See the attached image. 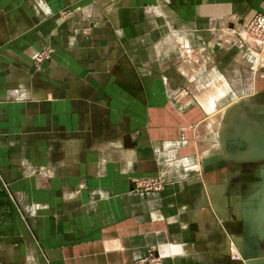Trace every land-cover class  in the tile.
Masks as SVG:
<instances>
[{"label": "crops", "instance_id": "0c3cea01", "mask_svg": "<svg viewBox=\"0 0 264 264\" xmlns=\"http://www.w3.org/2000/svg\"><path fill=\"white\" fill-rule=\"evenodd\" d=\"M256 15L264 0H0V264L264 259V187L215 116L264 104V43L227 41ZM144 177L163 191H134Z\"/></svg>", "mask_w": 264, "mask_h": 264}, {"label": "rangeland", "instance_id": "374dc122", "mask_svg": "<svg viewBox=\"0 0 264 264\" xmlns=\"http://www.w3.org/2000/svg\"><path fill=\"white\" fill-rule=\"evenodd\" d=\"M245 37L246 41L250 39ZM219 115L222 119H229L230 124L225 132L245 143L244 150L235 148L233 153L242 155L240 158L245 162L244 169L252 173V181L260 182L264 179V104L235 101L215 112L216 117ZM222 151H226V148H222Z\"/></svg>", "mask_w": 264, "mask_h": 264}, {"label": "built area", "instance_id": "2783aa9c", "mask_svg": "<svg viewBox=\"0 0 264 264\" xmlns=\"http://www.w3.org/2000/svg\"><path fill=\"white\" fill-rule=\"evenodd\" d=\"M244 34L255 40L259 45L264 43V16L256 15L252 21L244 28ZM48 51L44 50L34 57L36 64L46 59ZM133 190L136 192H160L163 191L166 182L161 178L144 177L132 180ZM160 257L152 252L144 259L138 260L135 264H161Z\"/></svg>", "mask_w": 264, "mask_h": 264}, {"label": "water", "instance_id": "95a60500", "mask_svg": "<svg viewBox=\"0 0 264 264\" xmlns=\"http://www.w3.org/2000/svg\"><path fill=\"white\" fill-rule=\"evenodd\" d=\"M123 141L125 143L126 146H131L130 142H129V137H124ZM239 149V150H244L245 149V143L240 141V140H231L229 141V143L227 144V151L229 152H234V149ZM225 167V162L224 160L220 157V156H215V157H209L206 158L204 160H202V172L207 173L213 170H218ZM263 177V176H262ZM260 184L264 187V179L262 178V180L260 181ZM261 205L264 206V203H257L256 207L257 209H259V207H261ZM260 212V210H259ZM264 214V212L262 213V215ZM254 224L256 225V227H258L260 225V223L258 221L255 220ZM260 240H264V231L259 230V237ZM245 264H264V259H251L248 258L247 261L245 262Z\"/></svg>", "mask_w": 264, "mask_h": 264}, {"label": "bare ground", "instance_id": "6f19581e", "mask_svg": "<svg viewBox=\"0 0 264 264\" xmlns=\"http://www.w3.org/2000/svg\"><path fill=\"white\" fill-rule=\"evenodd\" d=\"M232 36H233L232 38L230 37V39L227 40L228 42L233 41L237 43H243L246 40V37L243 31H240L239 33L236 32Z\"/></svg>", "mask_w": 264, "mask_h": 264}]
</instances>
